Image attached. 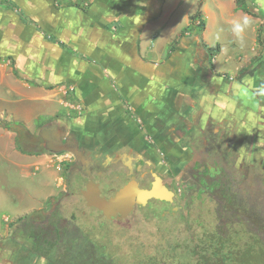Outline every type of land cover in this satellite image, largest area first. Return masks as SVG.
Instances as JSON below:
<instances>
[{
    "label": "crops",
    "instance_id": "crops-1",
    "mask_svg": "<svg viewBox=\"0 0 264 264\" xmlns=\"http://www.w3.org/2000/svg\"><path fill=\"white\" fill-rule=\"evenodd\" d=\"M243 3L249 12L237 0H0V89L9 99L0 101L6 103L0 114L28 130L42 117L71 116L86 146L123 142L138 150L149 137L160 141L163 102L211 94L225 97L227 116L257 124L264 147V0ZM199 10L201 18L192 22ZM228 19L246 21L241 35L251 42V54L234 59L230 75L218 65L222 46L215 45L220 50L212 57L205 50L215 47L207 42L206 20ZM205 77L209 85L199 82ZM7 148L19 160L35 157L20 153L15 142ZM41 154L38 164L58 162L64 171L59 156ZM59 188L60 195L64 177ZM25 216L3 218L0 233Z\"/></svg>",
    "mask_w": 264,
    "mask_h": 264
},
{
    "label": "flooded vegetation",
    "instance_id": "flooded-vegetation-1",
    "mask_svg": "<svg viewBox=\"0 0 264 264\" xmlns=\"http://www.w3.org/2000/svg\"><path fill=\"white\" fill-rule=\"evenodd\" d=\"M224 98L213 99L211 94L207 99L173 96L163 102L164 116L159 119L165 120V125L157 131L160 141L149 137L138 150L123 142L108 149L86 146L70 126L71 116L45 123L39 131L41 144L27 129L15 133V143L18 138L22 154L38 157L45 151L63 156L60 195L78 196L84 206L97 212L98 220L108 219L88 207L82 196L90 183L98 185L107 199L131 183L144 191H152L156 183L167 198L137 203L129 218L139 215L157 223L169 219L182 223L189 234L194 224L203 232L207 226L204 216L212 212L216 229L225 238L233 231L245 230L253 238L251 242L258 239L264 243V147L255 130L257 124L250 128L244 124V116L237 119L225 114ZM218 105L223 108L215 112ZM234 123L241 132H236ZM117 183L121 186L114 188ZM106 185L109 194H104ZM43 210L15 221L7 235L0 233V264H129L131 256L136 257L132 252L135 246L126 243L114 255L110 241L92 227L88 230V222L74 210L67 215L66 206L53 201ZM144 249L139 257L145 262ZM155 259L159 261L158 255Z\"/></svg>",
    "mask_w": 264,
    "mask_h": 264
},
{
    "label": "rangeland",
    "instance_id": "rangeland-1",
    "mask_svg": "<svg viewBox=\"0 0 264 264\" xmlns=\"http://www.w3.org/2000/svg\"><path fill=\"white\" fill-rule=\"evenodd\" d=\"M235 23L236 21L233 19L217 20L215 24L206 20L208 26L206 33L207 42L211 46H222L224 52L217 57V60L220 70L227 75L236 72L234 59H240L251 54L250 39L243 38L241 40L237 38L233 32ZM208 79L209 77H205L199 82L209 85ZM7 96L8 94L0 89V101L6 99ZM0 104L6 105L3 102H0ZM50 120L51 117H42L38 123L31 127V130L27 129L38 144H41L39 131ZM14 125L19 124L15 123L7 114H0V227L5 217L14 219L17 216L28 215L38 208H44L43 211L48 210L50 208V200L54 198L52 200L54 203H59L62 207L66 206L67 215H70V212L74 210L82 221L88 222V230L92 227L95 233H98V236L102 235L104 239L107 238L110 241L109 246H111V251L114 255L119 253V249L123 248L125 243L130 244L131 247L135 246L133 250L136 256L143 252V247L145 246V261L153 263L156 261V251L163 247V251L167 252L164 257L170 258L169 264H184L187 260V252H185L183 247L185 246L184 242L187 240L182 236L186 234L182 223L170 221L169 219L157 223L150 217L144 220L139 215H132L125 222L98 220L97 212L84 206L78 196L59 195V180L64 177V173L58 171V162L42 165L38 164V159L35 157L24 160L16 159L13 156L10 157L7 147L8 145L13 147L15 142V132L11 130ZM19 129L25 130V128ZM234 129H236V132H241L239 124H235ZM7 130L12 132L11 136L8 135ZM2 133H4L5 137H2ZM26 143L25 150L28 149ZM41 147L42 145H39V148ZM45 153L51 155V153ZM56 156L63 159V156ZM120 186L121 183H117L114 188ZM109 187L108 185L104 186V194H109L107 193ZM77 203H79V206L71 209ZM151 210L149 208L148 211ZM145 211L147 212L146 209L142 211L143 214L146 213ZM135 218H139L140 221L135 223ZM204 219L207 224L204 231L213 233L217 230L215 226L216 219L212 212L209 215L206 214ZM185 222L188 230L187 224L189 222ZM195 225L197 224H194L192 229H189V232L193 233L192 230H195ZM198 227L197 225L195 233L201 232ZM131 258L135 260V257L131 256ZM129 264L133 263L129 262Z\"/></svg>",
    "mask_w": 264,
    "mask_h": 264
},
{
    "label": "trees",
    "instance_id": "trees-1",
    "mask_svg": "<svg viewBox=\"0 0 264 264\" xmlns=\"http://www.w3.org/2000/svg\"><path fill=\"white\" fill-rule=\"evenodd\" d=\"M244 0H237L238 8L243 11L249 12L248 9L244 6ZM201 11L199 10L196 14L191 17L192 22L201 18ZM199 30L205 28V23L200 21L198 24ZM192 24L188 26L180 34V37L184 35L187 30H193ZM206 52L212 57L216 55L220 47H206ZM21 124L14 125L11 127L16 134L19 133ZM17 148L20 152H24V149L21 147L19 139H16ZM52 199L50 200V202ZM186 233V232H185ZM249 232L242 231H233L229 236L225 238L222 234L216 230L213 233L206 231H201L200 233H191V231L184 236H191V241L184 242V250L187 252V260L184 264H264V243L256 239L255 242L252 237H249ZM134 250L132 249V252ZM159 261L156 260L153 263H148V261L142 260L136 256L135 261H132L134 264H169V257H164L167 252L163 251V247L156 251ZM116 263V262H115ZM117 264V263H116ZM121 264V263H120Z\"/></svg>",
    "mask_w": 264,
    "mask_h": 264
},
{
    "label": "water",
    "instance_id": "water-1",
    "mask_svg": "<svg viewBox=\"0 0 264 264\" xmlns=\"http://www.w3.org/2000/svg\"><path fill=\"white\" fill-rule=\"evenodd\" d=\"M56 152L59 153L61 151ZM82 196L88 207L98 209L108 220L117 218L120 221L129 218L137 203L145 204L148 199L153 197L159 199L167 198L156 183L152 191L138 190L135 188V184L131 183L108 199L101 195V190L98 185L90 183L87 189L82 192ZM136 198H138L137 201Z\"/></svg>",
    "mask_w": 264,
    "mask_h": 264
},
{
    "label": "clouds",
    "instance_id": "clouds-1",
    "mask_svg": "<svg viewBox=\"0 0 264 264\" xmlns=\"http://www.w3.org/2000/svg\"><path fill=\"white\" fill-rule=\"evenodd\" d=\"M244 24H246V21L244 22ZM244 24H242L241 22H236L233 26V32L236 34L238 39L242 40V32L244 29Z\"/></svg>",
    "mask_w": 264,
    "mask_h": 264
}]
</instances>
